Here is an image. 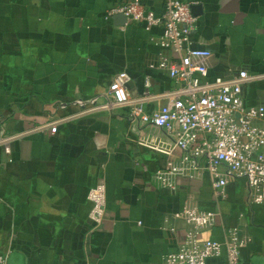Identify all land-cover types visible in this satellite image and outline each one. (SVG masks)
I'll return each mask as SVG.
<instances>
[{
    "label": "crops",
    "instance_id": "obj_1",
    "mask_svg": "<svg viewBox=\"0 0 264 264\" xmlns=\"http://www.w3.org/2000/svg\"><path fill=\"white\" fill-rule=\"evenodd\" d=\"M123 1L0 0V252L9 264H163L187 232L175 214L193 205L219 213L203 237L224 242L237 227L248 239L241 264H264V204L251 202L246 179L231 181L224 198L207 175L179 178L172 191L155 174L182 151L151 148L172 138L134 118L136 106L81 114L123 71L132 98L150 91L146 113L168 109L167 93L179 87L168 69L152 67L179 60L158 43L162 25L108 17ZM189 1L192 46L211 52L194 58L209 67L207 79L264 75V0ZM142 2L163 13V0ZM243 99L264 106V77L244 85ZM101 183L107 208L96 226L88 195Z\"/></svg>",
    "mask_w": 264,
    "mask_h": 264
},
{
    "label": "built area",
    "instance_id": "obj_2",
    "mask_svg": "<svg viewBox=\"0 0 264 264\" xmlns=\"http://www.w3.org/2000/svg\"><path fill=\"white\" fill-rule=\"evenodd\" d=\"M161 15L145 5L142 0H126L112 7L108 17L125 14L128 22L145 25L151 29L164 27L158 43L179 56V60L162 57L152 67L168 69L179 84L167 93L172 104L168 109L144 112L143 103L151 97L146 89L143 96L132 98L126 72L116 75L103 101L91 99L81 114L111 111L125 105L136 106L134 118L160 130L172 138L170 146L149 145L167 154L175 149L182 151L181 159L155 174V180L172 191L177 189L179 178L198 179L209 176L215 194L224 198L227 185L240 178L247 181L253 204H264V106L247 107L244 104V85L253 78L247 71H240L233 78L207 79L209 67L195 64V57H208L211 52L192 46V34L197 29L198 18L189 0H163ZM149 88V84H147ZM55 122L50 125H54ZM10 151V147H6ZM92 204L90 218L96 226L103 223L107 208V189L101 183L88 195ZM219 213L186 205L176 218L184 219L187 232L178 252L166 255L163 264H241L242 249L248 239L242 237L237 227L225 230L224 242L203 237L202 233L216 225ZM223 263H210L211 258L222 256ZM0 264H9L8 256L0 252Z\"/></svg>",
    "mask_w": 264,
    "mask_h": 264
},
{
    "label": "water",
    "instance_id": "obj_3",
    "mask_svg": "<svg viewBox=\"0 0 264 264\" xmlns=\"http://www.w3.org/2000/svg\"><path fill=\"white\" fill-rule=\"evenodd\" d=\"M192 11H193V8H192ZM115 18H123L124 22H128V18L126 17L125 14H122V13L115 15Z\"/></svg>",
    "mask_w": 264,
    "mask_h": 264
}]
</instances>
